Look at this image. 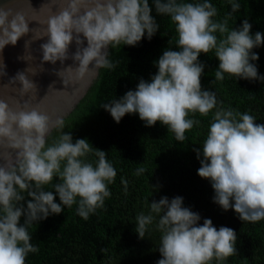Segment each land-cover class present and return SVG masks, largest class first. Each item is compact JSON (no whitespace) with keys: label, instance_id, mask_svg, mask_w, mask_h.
<instances>
[{"label":"clouds","instance_id":"1","mask_svg":"<svg viewBox=\"0 0 264 264\" xmlns=\"http://www.w3.org/2000/svg\"><path fill=\"white\" fill-rule=\"evenodd\" d=\"M152 2L157 15L170 17L180 50H164L154 62L158 72L150 82L141 79L134 91L102 107L117 123L126 114H138L147 127L159 121L179 142L200 125L190 114L207 117L211 113L201 144L203 159L200 150L194 149L201 164L198 175L210 180L213 202L225 211L233 209L244 222L264 220V124L256 123L248 112L225 108L216 92L202 90L204 65L198 60L201 53L214 51L219 65L213 83L223 81L225 74L264 81L250 63L259 59L252 49L264 44V34H250L252 25L247 19L239 29L229 27V19L241 6L236 0H229L232 11L222 20L214 19L218 9L209 0ZM45 9L46 18L30 19L21 10L0 6V53L31 33L25 41V55L18 59L34 61L31 44L47 38L39 47V72L44 71V63L63 64L69 58L79 65L59 71V76L70 69L80 76L94 69H113L109 46H135L145 34L150 40L160 28L149 0H47L33 11L39 14ZM32 21L39 26L29 28ZM73 42L76 50L69 57ZM5 68L0 56V77L7 75ZM39 72L29 66L7 84H0V89L12 88L16 93L0 98V264H26L28 254L39 251L31 243L29 228L50 214H60L62 205L77 204V215L85 220L103 208L105 198L111 196L108 185L117 175L105 151L93 148L87 139L73 142L70 133L62 132L65 124L61 117L53 119L33 103L37 85L30 76ZM17 84L20 87L15 88ZM26 95L29 98L24 100ZM53 129L59 135L49 144ZM90 153L97 157L94 163L87 159ZM145 171L137 168L134 175ZM56 177L59 182L53 184ZM121 184L127 192L128 181L122 177ZM47 185L58 193L60 203L55 202L52 191L45 190ZM25 193L31 198L26 208L21 203ZM182 205V197L170 201L162 197L159 202L148 201V214L140 212L135 218V231L141 239L155 222L162 257L157 264H212L237 253L233 229H217L211 219L198 225L200 215Z\"/></svg>","mask_w":264,"mask_h":264},{"label":"trees","instance_id":"2","mask_svg":"<svg viewBox=\"0 0 264 264\" xmlns=\"http://www.w3.org/2000/svg\"><path fill=\"white\" fill-rule=\"evenodd\" d=\"M209 2L218 9L214 19L222 20L232 11L229 0ZM236 2L241 6L229 19V27L239 29L247 19L252 25L250 34H264V0ZM149 4L160 25L155 35L149 40L145 34L135 46H109V59L115 67L99 68L83 97L63 118L62 132L70 133L73 142L87 139L93 148L106 152L107 160L117 172L114 182L108 185L111 196L105 198L104 207L90 214L87 220L77 215L78 206L74 204L72 207L62 205L60 214H50L35 222L29 233L31 243L39 251L29 253L26 264H157L162 257L158 249L160 233L155 222L148 226L141 239L135 231V218L140 212L148 214V201L159 202L162 197L170 201L177 196L183 198V207L200 215L198 225H202L204 219H211L217 229L225 226L235 231L237 253L218 264H264V220L244 222L233 209L225 211L213 202L215 193L210 180L198 175L201 164L194 149L200 150L203 159L201 144L208 132L211 113L207 117L190 114L189 118L199 120L200 125L186 132V140L179 142L159 121L147 127L138 114H126L117 123L102 107L123 97L127 91H134L141 79L150 82L158 72L154 62L164 50H180L176 46L175 26L170 17L157 15L152 0ZM169 40H172L171 44ZM252 52L259 59L250 63L257 67L258 76H264V44ZM198 60L204 65L202 90L216 92L218 102L225 108L248 112L255 117L256 123L264 124V81L225 74L223 81L213 83L219 65L214 51L201 53ZM58 135L59 131L54 129L48 143ZM87 159L94 163L97 157L90 153ZM140 167L146 171L134 175ZM122 177L128 181L127 192L121 184ZM58 182L59 178H54L53 184ZM45 187L46 191L53 192L55 202L60 203L55 189L51 185ZM24 195L25 200L21 203L26 208L31 198ZM23 222L22 216L20 224ZM104 249L106 251H102Z\"/></svg>","mask_w":264,"mask_h":264},{"label":"water","instance_id":"3","mask_svg":"<svg viewBox=\"0 0 264 264\" xmlns=\"http://www.w3.org/2000/svg\"><path fill=\"white\" fill-rule=\"evenodd\" d=\"M45 2H47V0H0V6L14 7V10L23 11L30 19H40L46 18V9L41 10L39 14L35 13L33 9L38 11ZM38 26L39 25L35 21L29 22V28ZM31 35L32 34L29 33L27 36L21 37L14 46L11 44L7 45L2 53H0L6 65L4 71L7 73V75L0 77V84H7L17 72H22L29 66L34 68L37 72L41 71L39 64L42 60V53L39 51V47L40 44L46 42L47 38L44 40H37L31 44L32 55L36 58L34 61L28 62L18 59L25 55V41L30 39ZM84 46H87L86 40ZM75 50L76 45L75 42H73L69 47V57L72 56ZM78 66V62H74L71 58L65 60L63 64L59 61L54 65L51 63H44L43 72H39L35 76H30L37 85L36 100H34L33 103H38L40 109L48 113L53 119L57 117L63 119L64 116L74 108L78 103L75 102L80 99L85 89L89 87L97 74L98 69L89 71L83 76L78 75L75 71L70 69L61 73L62 77L58 75V72L61 70H65L69 67L76 68ZM63 79L67 82V86H65ZM50 85L52 88L49 89ZM14 87L18 88L20 85L17 84ZM32 94L34 95L35 93L33 92ZM10 95H16L12 88L0 89V98H7ZM28 98L29 97L26 95L23 99L27 100ZM53 131L54 129L52 132ZM215 264H218V261H215Z\"/></svg>","mask_w":264,"mask_h":264},{"label":"bare ground","instance_id":"4","mask_svg":"<svg viewBox=\"0 0 264 264\" xmlns=\"http://www.w3.org/2000/svg\"><path fill=\"white\" fill-rule=\"evenodd\" d=\"M87 88H88V87H87ZM87 88L85 89V91H84L83 94L81 95L80 99H81V98L83 97V95L85 94ZM80 99H79V100H80ZM79 100H78V101H79ZM78 101H76L75 103H77Z\"/></svg>","mask_w":264,"mask_h":264},{"label":"rangeland","instance_id":"5","mask_svg":"<svg viewBox=\"0 0 264 264\" xmlns=\"http://www.w3.org/2000/svg\"><path fill=\"white\" fill-rule=\"evenodd\" d=\"M93 81V80H92ZM91 84V83H90Z\"/></svg>","mask_w":264,"mask_h":264}]
</instances>
